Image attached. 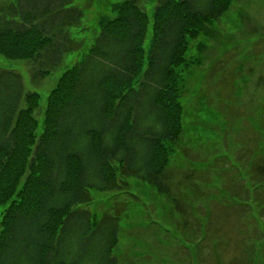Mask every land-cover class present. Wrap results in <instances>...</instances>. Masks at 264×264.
<instances>
[{
  "label": "trees",
  "instance_id": "trees-1",
  "mask_svg": "<svg viewBox=\"0 0 264 264\" xmlns=\"http://www.w3.org/2000/svg\"><path fill=\"white\" fill-rule=\"evenodd\" d=\"M150 1L114 5L44 106L18 73L0 70V264H117L118 219L95 218L85 207L92 192L126 190L123 179L132 177L167 198L183 228L195 229L169 187L183 133L175 72L186 38L235 0H156L146 53L149 17L139 4ZM74 2L0 1V56L26 62L33 84L81 49L71 32L82 20ZM252 167L263 188L264 156Z\"/></svg>",
  "mask_w": 264,
  "mask_h": 264
},
{
  "label": "rangeland",
  "instance_id": "rangeland-1",
  "mask_svg": "<svg viewBox=\"0 0 264 264\" xmlns=\"http://www.w3.org/2000/svg\"><path fill=\"white\" fill-rule=\"evenodd\" d=\"M121 1L75 0L82 20L71 32L81 49L46 79L33 84L26 62L1 56L0 70L18 73L25 91L38 93L44 106L59 76L86 54L101 20ZM155 5L139 4L149 17L146 53ZM192 33L175 72L183 133L168 175L171 197L195 229L183 228L170 201L135 177L123 179L126 190L92 192L85 209L95 218L118 219L117 264H264V186L252 173L264 156V0H235L218 21L200 23Z\"/></svg>",
  "mask_w": 264,
  "mask_h": 264
}]
</instances>
